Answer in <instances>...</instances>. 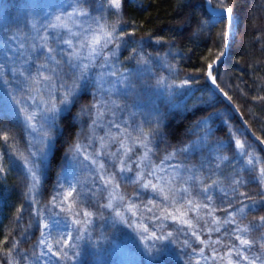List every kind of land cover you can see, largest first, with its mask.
I'll use <instances>...</instances> for the list:
<instances>
[{"label":"trees","instance_id":"16d2710c","mask_svg":"<svg viewBox=\"0 0 264 264\" xmlns=\"http://www.w3.org/2000/svg\"><path fill=\"white\" fill-rule=\"evenodd\" d=\"M220 2L211 0L213 6H219ZM225 4L234 8L236 24L226 56L214 72L215 79L253 133L264 142V99H259L264 96V0H225ZM80 7L103 23L121 21L117 25L118 34L134 32L123 40L117 39L114 45H119L118 61L122 65L132 67L136 65L134 60L144 59L154 69V74L143 76L151 92L146 96L145 88L141 91L139 113L134 117L140 130L138 135H146L151 163L170 161L190 169L189 199L196 203V198L199 204L209 207L201 208L198 213L188 212V218L196 226L192 229L180 220L165 219L160 200L148 188L139 189L140 180L118 179V197L123 199H115L111 208L89 197L67 203L68 211L74 213L70 245L75 247L69 249L65 263L116 264L111 253L112 242L135 239L131 220L137 217L138 221L142 218L148 223V233L167 237L154 242L144 240L150 253L144 252V264H178L179 259L190 257V252L199 248L213 264H227L225 254L229 247L239 246L233 229L254 224L258 217L264 216V206L259 203L264 196L261 183L264 177L258 171L259 167H264V152L206 80L209 64L225 47L219 35L223 25L217 23L211 27L215 15L207 10L204 0H123L119 14L108 7V0H85ZM29 11L28 0H0V54L6 42L27 26L24 18ZM132 49H136L137 54ZM185 80L190 83L181 86ZM165 85L171 86V97ZM96 99L92 86L79 89V102L72 108L77 118L70 129L65 130L61 124L66 113L59 114L60 127L51 131L61 156L58 163L46 170L41 168L40 182L35 187L31 184L29 165L38 163L39 158L31 155L26 126L0 104V166L5 168L0 173V264H41L39 211L47 208L58 192V174L66 164L64 154H69L73 145L88 134L91 106ZM160 117H163L162 135L153 134L156 126L151 121ZM201 118H207V124L197 129ZM208 129L210 134H207ZM5 134L9 136L7 142L2 138ZM201 136L205 137L203 141L199 139ZM235 139L245 142L246 154L241 155L236 150ZM220 142L223 147H219ZM248 154L254 160L252 165L247 162ZM25 159L29 163H25ZM237 179L242 183L234 184ZM205 188H208L207 193ZM241 192L257 201L255 208L245 209L243 214L236 211L242 206L241 201L247 205L251 201L241 197ZM206 196H211V201ZM114 206L119 207L120 216L108 219ZM209 210L211 216L207 215ZM85 211L92 215L84 217ZM233 211H236L237 223L225 224L228 213ZM213 219L218 223L212 224ZM77 220L82 223H76ZM216 228L219 231H215ZM193 230L199 233V240L192 235ZM168 233H172L171 237ZM262 233L264 228L239 235L260 239ZM77 236L80 238L76 239ZM216 241L219 243H214ZM167 247L173 249L169 256L163 252ZM213 249L218 253L215 258ZM258 252L260 250L254 246L245 254L252 256ZM232 258L235 261V252Z\"/></svg>","mask_w":264,"mask_h":264},{"label":"rangeland","instance_id":"374dc122","mask_svg":"<svg viewBox=\"0 0 264 264\" xmlns=\"http://www.w3.org/2000/svg\"><path fill=\"white\" fill-rule=\"evenodd\" d=\"M28 3L30 11L24 18L27 26L22 33L6 42L4 51L0 54V104L7 111L17 115L25 124L31 143V152L36 153L40 147L39 130L43 123L41 110L45 107L43 101L49 99V93H52V99L58 101L57 93L62 94L64 91L60 85L71 86L73 73L78 75L79 70H74L66 63L68 54L78 48L80 42L89 35L86 32L87 29L96 30L98 22L100 24L103 22L91 15L69 19L66 14L73 12V8L76 7L73 0H28ZM61 14L65 15L67 27H49L55 22V16ZM63 40H71L73 47L69 48L67 44L61 42ZM114 43L109 44L108 49L104 50V55L97 57L87 71L88 86H92L97 99L93 107L89 132L80 140L82 151L73 161V167L69 169L67 177L60 176L59 185H63L62 188L58 185L60 195L47 208L39 211L41 227L39 241L45 240L44 245L39 244L38 241V256L41 264H67L63 251L69 252L70 248L67 245L72 243L74 226V213L67 209L69 201L75 202L89 197L105 207L111 199L113 206L115 199L110 197L113 186L104 184V178L109 175L115 176L114 183L117 185L118 179L140 180L139 189L143 188L142 185L149 180L154 184H163L162 181L147 175L149 172H154L157 177H163L164 181L175 177L174 186L187 188L188 191L184 195L186 199H189L190 169L170 161L160 164L151 163L146 135L144 133L138 135L140 130L134 121L135 115L139 113L140 96L143 93L141 91L145 88L146 96H149L151 92V88L147 89L148 83H145L143 76L154 74V69L148 63L147 65L138 63L137 59L134 60L135 66L122 65L118 61L119 48ZM48 48L53 49L51 54L48 53ZM50 57H54V60ZM55 61H60L59 68ZM73 63L76 61L74 60ZM45 69H54L55 72ZM126 71L132 73L131 82L134 85V91L128 90L126 83H117L121 78L120 74ZM113 72L116 73L115 76L112 75ZM42 76H49L52 79L43 81ZM29 114H35L36 119L27 121L25 116ZM30 123L36 125V132L29 127ZM121 140L124 147H121ZM128 148L132 151L125 154ZM145 153H147L146 159ZM73 155L71 150L68 157L71 158ZM33 157L39 158L38 153ZM92 160H96L97 163L93 164ZM121 160L125 162L123 166L132 170L120 172ZM100 164L104 165L103 169L99 167ZM30 168L32 164L29 165ZM73 188L76 191L72 196H68ZM148 189L151 194H156L161 203L160 207L168 212L173 211L170 201H165L163 196L154 192L151 187ZM77 193L80 195L77 196ZM114 195L117 197L120 195L118 187L115 188ZM177 199L179 203H184L179 199V194ZM194 200L198 203L196 198ZM168 205L172 208L166 207ZM118 212L119 207L114 206L108 219L116 218ZM45 224L48 225L47 229L44 228ZM131 224L136 240L129 238L127 241L112 242L111 253L116 264H144V252L150 254L144 244V240L147 241L153 234L148 233L150 226L142 218L138 221L137 217L131 220ZM144 228L147 229L146 233L142 232ZM65 241L67 244L64 243ZM201 249L192 250L190 257L179 259L178 264H196L197 261L199 264H213L204 250L201 253ZM172 251L171 247L163 250L168 256ZM57 252H61V255H56Z\"/></svg>","mask_w":264,"mask_h":264},{"label":"snow or ice","instance_id":"6c2138e0","mask_svg":"<svg viewBox=\"0 0 264 264\" xmlns=\"http://www.w3.org/2000/svg\"><path fill=\"white\" fill-rule=\"evenodd\" d=\"M85 0H75L76 7L73 8V12L67 13V17L71 19L72 17H87L89 15V12L87 9L80 7L81 4H83ZM208 3L211 4V0H208ZM108 7L110 9H113L116 14L121 13L123 9V0H108ZM213 12L215 13V20L213 21V24L211 27H215L217 23L223 25V29L221 31L220 39L223 41V45L227 46L229 45L234 32L233 28L234 25L236 24V16L234 12V8L231 6H226L225 0H221L219 9H213ZM55 22L50 24L49 27L51 28H66L67 23L65 22V15H57L55 16ZM121 21L117 20L116 24H111V23H103L100 24L98 22V27L96 30L92 29H87L86 32L89 33V35L86 36L84 40H82L79 44V47L76 48L73 51H70L68 54V59L66 60V63L69 65V67L73 68L74 70H79V74L73 73V82L71 86H68L66 84H61L60 87L64 88V91L62 94L57 93L58 95V101L55 99H52V93H49V99L44 100L43 103L45 104V107L41 110V120L43 121L41 128L39 130V144L40 147L37 149L36 153H31L32 156H36L38 153L39 157V162L38 163H33L32 168L29 169L30 172V180L31 184L33 187L39 184L40 182V171L41 168L43 169H48L51 167L53 164L58 163V159L61 156L60 149L58 147V143L56 139L54 138L52 134V129L54 128H59L60 125L57 124V119L59 114L61 113H66V115L63 117L61 120V124H63L65 130L70 129L73 125V121L77 118L73 116L72 113V108L79 102L78 100V91L81 87L87 88L88 86V76H87V71L89 69V65L97 58L100 56L104 55V50L108 49L109 44H113L117 39L123 40L124 36H130L134 35V32H128V33H117V25H119ZM203 26V25H202ZM64 44H67L69 48H72V41L71 40H63L61 41ZM116 47H119L117 44ZM134 54L136 53V49H132ZM53 52L52 48H48V53L51 54ZM114 55V53H111ZM224 55V52L221 51L220 54L216 57V60H219L222 56ZM50 59L54 60V57H50ZM76 61V63H73V61ZM105 60H107V57H105ZM85 61H88V63H85ZM215 62V61H214ZM57 68L60 67V61H55ZM138 63H143L144 65H147L148 61L141 59V61H138ZM41 67H44L41 65ZM209 69H211L212 65L209 64ZM46 71H53L55 72L54 69H45ZM112 75H116L115 72L112 73ZM208 77L212 79V83L216 84V79L213 77L212 72L208 71L207 73ZM120 80L117 81V83H126L127 89L134 91V85L131 82V77L132 73L131 72H124L120 74ZM52 77L49 76H42L41 80L43 81H50ZM158 83H163V81H159ZM189 80L183 81V84L181 86L189 84ZM171 86L165 85V91L169 93V96H172V92L169 91ZM219 87V85H217ZM225 95H227L225 93ZM259 99H264V96L259 97ZM95 107V105L91 106ZM83 111V109H81ZM99 115V114H98ZM25 119L29 122L34 121L36 119L35 114H29L25 116ZM163 117H160L158 119H155L151 121V123L155 124V128L153 129V134H160L162 135V130L160 127L161 120ZM95 123V121H94ZM207 124V118H201V120L197 121L196 128L200 129L201 125H206ZM29 127L32 128L33 132L37 131L36 125L30 123ZM211 130L208 129L207 134H210ZM5 142L9 139V136L7 134L3 135L2 137ZM200 140H204L205 137L201 136L199 137ZM103 146V145H102ZM235 146L236 150L241 154L244 155L246 154L244 152V149L246 147L245 142L241 141L240 139H235ZM121 147H124L123 141L121 140ZM188 147H191L188 146ZM219 147H223V143L220 142ZM72 151L74 155L69 158L68 154H64V159L67 161L66 165L62 166L61 172L58 174V184H59V177L63 176L64 178L67 177L68 171L71 167H73V161L76 159V156L81 153L82 151V146L80 143H75L73 145ZM132 149L128 148L126 149L127 152H131ZM184 151H187V147L184 149ZM248 164L252 165L254 164V160L251 156V154H248ZM147 158V153H145V159ZM85 159H89V157H85ZM223 159H227V157H223ZM25 163H29L27 159H25ZM93 164H96V160H92ZM125 162L121 160V168L120 172L124 171H131V168H126L123 166ZM99 167L101 169L104 168L103 164H100ZM5 171V168L3 166H0V173H3ZM259 175L261 177H264V167H259L258 169ZM147 175L152 176L154 179L160 180L163 182V184H154L149 180L148 182L144 183L142 186L144 188H149L154 192H158L163 196V199L165 201H170L171 204L173 205V211L168 212L166 210L162 211L164 212V218H171L173 220H180L181 223L188 225L190 228L195 229V225L192 222L191 218H188V212H199L201 208L208 209V204H199V203H194L192 199H186L185 193H187L188 189L187 188H176L173 184V181L175 180V177L169 178L167 181L163 180V177H157L154 172H149ZM139 178V176H138ZM115 182V176L114 175H109L104 178V184L105 186L112 185L113 186V192L110 193V197L112 199H123L122 196L117 197L114 195L115 193V188L118 187ZM234 184H241L242 181L240 180H234ZM261 183L264 184V180H261ZM59 187H63V185H59ZM211 187V186H209ZM76 189L73 188V191H70L68 193V196H72L73 192H75ZM204 192H208V188L204 189ZM179 194V199L183 200L184 203H179L177 199V195ZM60 193L57 192L55 196H53V201L57 199V196H59ZM80 193H77V196H79ZM241 197H244L245 199H248L251 201L250 205L243 204L241 201V207L237 209L239 213L243 214L245 212V209H250V208H255L257 205V201L254 200L252 197L248 196L247 193L241 192L239 193ZM208 201H211L212 197L211 196H206L205 197ZM151 203V202H150ZM261 206H264V196L260 198L259 201ZM155 206V205H154ZM105 207L111 208L112 207V202L111 199ZM231 207V205H229ZM236 211L229 212L228 213V218L224 220L225 224L232 223L236 224L235 216H236ZM77 215H81V213H76ZM82 215L84 217L91 216V212H83ZM208 216L212 215L211 210L207 212ZM117 216H120V213H117ZM199 218V217H198ZM121 219H123L121 217ZM126 222V221H125ZM76 223H82V221L77 220ZM207 224V221H205ZM212 224H217L218 221L216 219H213L211 221ZM131 226V225H130ZM44 228L47 229L48 225L45 224ZM264 228V216L258 217V221L254 224L250 225H244L243 227H236L233 229V231L237 234L236 239L239 241V246L232 245L229 247L228 252L225 254L227 257V264H264V255H261L260 253H264V233H262L260 239H248L244 238L239 233H249L251 231H258L260 229ZM215 231H219V228L214 229ZM209 231H212V229H209ZM143 233L147 232V229L144 228L142 229ZM172 233H168V237H171ZM192 235L199 240V233L196 230L192 231ZM80 237L77 236L76 239H79ZM167 237L163 236H157L155 233L152 234L151 237H148L149 240L151 241H157L161 239H166ZM57 243H60V241H57ZM67 244V241L64 242ZM185 244L188 243L187 240L184 242ZM200 243H205V241L200 240ZM214 243H219V241H216ZM39 244L44 245L45 240L41 239L39 241ZM69 248L75 247V245H67ZM257 247L260 252L254 253L252 256L246 255L245 253L250 251L253 247ZM9 251H11L9 249ZM49 251H51V247H49ZM195 251V249H193ZM201 253L203 252V249L200 250ZM235 252L236 259L235 261L233 260L232 256L233 253ZM78 253H74V255H77ZM56 255H61V252H57ZM67 251H63V256L67 258ZM218 255V253L213 249V258H215ZM225 257H220L221 260H223ZM196 264H199V261L196 262Z\"/></svg>","mask_w":264,"mask_h":264},{"label":"water","instance_id":"95a60500","mask_svg":"<svg viewBox=\"0 0 264 264\" xmlns=\"http://www.w3.org/2000/svg\"><path fill=\"white\" fill-rule=\"evenodd\" d=\"M205 1V6L207 8V10L214 14L215 13L213 12V9H219V7L217 6H213L212 4H209L208 3V0H204ZM224 55L219 59V60H214L211 65V69H209V67L207 68V71H206V80L207 82L209 83V85L211 86V88L226 102V104L229 105V107L231 108V110L236 114L238 120L240 121V123L243 125V127L246 129L247 133L249 134V136L259 144V146L261 147V149L263 150L264 152V142L263 140H261L259 137H257L253 131L251 130V128L248 126V124L245 122L241 112L238 110V108L235 106V104L231 101V99L225 95V92L220 88V87H217V82L216 84H213L212 83V79L210 77H208L207 73L208 71H211L212 72V75L213 77H215V73L213 72L214 69L217 68V66L219 65V63L222 61V59L226 56V53H227V46L224 47Z\"/></svg>","mask_w":264,"mask_h":264},{"label":"bare ground","instance_id":"6f19581e","mask_svg":"<svg viewBox=\"0 0 264 264\" xmlns=\"http://www.w3.org/2000/svg\"><path fill=\"white\" fill-rule=\"evenodd\" d=\"M217 7H219V6H217ZM211 14H212V13H211ZM213 15H214V14H213ZM227 46H228V45H227ZM222 60H223V59H222ZM215 70H216V69H214V72H215Z\"/></svg>","mask_w":264,"mask_h":264}]
</instances>
